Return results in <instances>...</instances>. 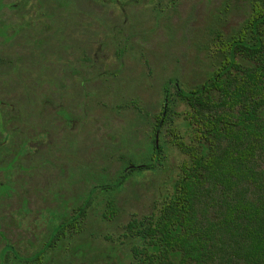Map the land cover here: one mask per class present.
<instances>
[{"label": "rangeland", "instance_id": "rangeland-1", "mask_svg": "<svg viewBox=\"0 0 264 264\" xmlns=\"http://www.w3.org/2000/svg\"><path fill=\"white\" fill-rule=\"evenodd\" d=\"M247 5L248 0H42V5L31 0L27 4L24 11L42 17V47L37 44L17 52L13 67L7 61L11 48L0 51V115L8 135L0 144V165L10 159L9 152L23 161L44 156L48 144H55L49 148V160L55 165L42 177L37 176L35 164L26 168L31 175L25 176V191L30 188L26 194L31 205L42 207L41 212L18 211V197H0V216L5 220L0 243H10L16 254H9L2 264H34L25 260L38 246L39 234L46 231L53 207L65 203L64 211L71 212L84 188L99 181L109 186L91 191L80 231L65 235L50 255H41L35 264H101L100 253L109 244L119 257L124 256L126 222L156 211L170 193L183 157L169 129L186 139L184 102L171 84L163 102V83L168 77L182 89L199 83L219 58L215 45L237 27ZM26 36L16 38L11 47L18 50ZM43 92L79 117L83 113L100 117L99 123H93L92 115L85 116V122L60 123L57 110L47 102L40 104ZM168 99L157 131L160 159L111 187L121 167L148 156L151 128ZM26 109L36 123L42 115L45 128L28 126ZM4 173L0 169V181L6 179ZM8 179L20 178L11 173ZM39 179L42 187L33 188L31 182ZM37 190L44 194L41 200L36 198ZM54 193L58 204L51 198ZM129 240L139 243L131 236ZM75 244L82 246L81 252L72 253Z\"/></svg>", "mask_w": 264, "mask_h": 264}, {"label": "trees", "instance_id": "trees-1", "mask_svg": "<svg viewBox=\"0 0 264 264\" xmlns=\"http://www.w3.org/2000/svg\"><path fill=\"white\" fill-rule=\"evenodd\" d=\"M243 14L237 27L215 45L219 58L199 83L186 89L173 77L163 83V102L169 84L184 102L186 139L169 129L183 157L177 164L171 191L156 211L126 222L129 236L124 256L119 257L109 244V250L100 253L101 264H264V0H248ZM53 16L55 13L48 18ZM41 94L39 101L42 97L43 103L58 111L53 97ZM168 103L169 99L165 107L162 104L163 110L151 128L148 156L142 162L129 161L121 167L110 182L111 187L118 186L134 170L150 168L160 159L157 131L164 122ZM27 119L30 126L36 123L31 113ZM1 120L0 115L2 125ZM42 127L45 128L43 122ZM54 146L48 144L46 155L42 154V159L38 156L36 164L32 163L37 169L42 165V176L54 169L55 164L49 160V148ZM16 155L12 153L0 165L6 177L0 181V192L18 188L24 193L30 189L25 191L28 187L24 183L27 174L31 177L26 171L31 162L17 160ZM11 173L20 179H8ZM37 180L35 184L31 182L33 188L42 187V181ZM106 186L109 185L102 181L86 186L71 212L64 211L65 203L59 209L53 207L46 231L39 234L38 246L25 261L39 262L41 255H50L65 235L79 232L91 191ZM43 195L42 192L36 198L42 199ZM55 195L51 198L58 204ZM48 207L52 206L45 208ZM35 208L30 211H38ZM1 218L3 235L5 220ZM31 232L30 229L29 235ZM130 236L139 243L129 240ZM25 238L31 240L29 236ZM8 244L5 240L0 243V264L9 254L15 257ZM77 249L81 252L82 246L73 245L72 253Z\"/></svg>", "mask_w": 264, "mask_h": 264}, {"label": "flooded vegetation", "instance_id": "flooded-vegetation-1", "mask_svg": "<svg viewBox=\"0 0 264 264\" xmlns=\"http://www.w3.org/2000/svg\"><path fill=\"white\" fill-rule=\"evenodd\" d=\"M36 4L42 5V0H34ZM31 0H0V51H3L5 48L9 47L10 49V53L11 56L8 55V59L7 61L10 63L13 67V64L16 63L17 60L13 59V55H15L17 52L21 51L22 49L28 50L29 48H35V46L38 44L37 47H39V49L42 47V41H41V36H42V17L36 19L31 17V14L28 11H24V9L26 8L27 4H30ZM25 35H27L24 42H20L18 43L19 45V49L16 50L14 48H12L11 46H14V41L16 38L18 37H24ZM37 38H39L37 40ZM33 39V41H32ZM100 46V45H99ZM98 46V48H99ZM37 51V54H41L42 51H38L37 49H35ZM116 54V52H115ZM42 57V56H41ZM96 57V54H92V59L91 61H94ZM18 59V58H16ZM0 61L2 62L3 60L0 57ZM42 95V94H41ZM40 96V95H39ZM40 104H42V97L40 98ZM58 117L60 119V123H63L64 125H68L70 124L73 120L77 119L79 121V119H82L81 122H85L84 121V117H88L89 115L92 114H82L80 117L77 116L75 113L69 111L61 102L58 101ZM29 109L25 110V115H26V119L27 116L30 112H28ZM93 116V115H92ZM94 117V121L93 123H99V118L98 117ZM103 118H106L104 115L102 116ZM29 119H27L28 121ZM41 121V122H40ZM38 123H35L34 125H38V127L41 128L42 126V115H41V120ZM2 123V121H1ZM28 126H30V124H28ZM32 127V126H31ZM4 132V127L0 124V133ZM8 137V135H7ZM5 134H1L0 137V144L4 142V140L7 139ZM59 139L60 142L59 144L62 145V141H63V137L61 135V132L59 133ZM70 143L71 142H67ZM12 152H9V155H11ZM40 159H42V154H39ZM38 158V156L35 157H31L28 161L31 163L36 164V159ZM42 165L38 166V176L41 175L42 177ZM27 176H29L27 174ZM28 192V191H27ZM27 192H22L21 189H9L8 191H2L0 192V197H4L7 199H15V197H18V206L15 207L16 210L21 211V212H27L30 211V208H35V206L30 204V196H27ZM32 193V192H31ZM38 195L41 196L42 192L41 190L38 191ZM28 198V199H27ZM24 200V205H21V202ZM39 200H41V198H39ZM37 209V208H35ZM34 209V210H35ZM39 212L42 211V207L39 206V209H37ZM41 210V211H40ZM0 236H3L0 234ZM8 248H10L11 251L15 252L13 250V248L11 247V244H8ZM13 254V253H12ZM16 255V254H15ZM13 254V256H15Z\"/></svg>", "mask_w": 264, "mask_h": 264}]
</instances>
